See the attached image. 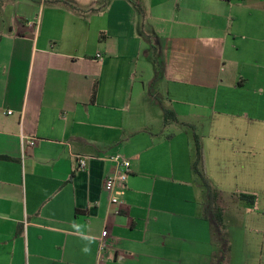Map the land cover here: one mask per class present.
<instances>
[{"label":"crops","instance_id":"1","mask_svg":"<svg viewBox=\"0 0 264 264\" xmlns=\"http://www.w3.org/2000/svg\"><path fill=\"white\" fill-rule=\"evenodd\" d=\"M209 191L224 264H264V0H0V264H214Z\"/></svg>","mask_w":264,"mask_h":264},{"label":"trees","instance_id":"2","mask_svg":"<svg viewBox=\"0 0 264 264\" xmlns=\"http://www.w3.org/2000/svg\"><path fill=\"white\" fill-rule=\"evenodd\" d=\"M137 8H139L138 4L136 2H133ZM140 10V8H139ZM152 50V60L156 66V72L159 75L160 73V63L158 61V58L156 56L155 48L151 46ZM97 95V84H95L92 94V101H95ZM178 117L176 112L173 109H166L164 108V123L165 125L178 122ZM195 137V143H196V159L194 162V172L202 178L204 184L208 187V181L206 179L205 174L202 171V163H203V149L199 140V137L197 134L194 135ZM212 192H208L207 196V206H206V212L207 217L210 219L213 229V234L215 237V240L217 243H219L220 249H219V256L215 260L214 264H224V261L226 260V257L228 255V252L230 251V241L227 237V234L225 232V224H224V212L223 209L212 202ZM240 198L243 200H246L250 203H255L256 196L255 195H249L245 193L239 194ZM215 202V201H214Z\"/></svg>","mask_w":264,"mask_h":264},{"label":"built area","instance_id":"3","mask_svg":"<svg viewBox=\"0 0 264 264\" xmlns=\"http://www.w3.org/2000/svg\"><path fill=\"white\" fill-rule=\"evenodd\" d=\"M102 58V54L97 55ZM9 113H12L10 111ZM23 147H32L36 144V138L22 135ZM116 164V171L113 175L107 177L104 181V188L109 192H114L117 187H123L131 172V162L123 154L115 153L108 156ZM79 167L81 169L87 166V157L79 156L78 158ZM123 201L118 195H113L111 198L112 204H121ZM109 237L110 233L107 229L103 230L99 240V252L103 255L107 248H109Z\"/></svg>","mask_w":264,"mask_h":264},{"label":"rangeland","instance_id":"4","mask_svg":"<svg viewBox=\"0 0 264 264\" xmlns=\"http://www.w3.org/2000/svg\"><path fill=\"white\" fill-rule=\"evenodd\" d=\"M160 54H158V61L160 63V77L162 79H160L158 82H156V86L153 87L151 86L153 89H155V93H156V99H158L161 103V108L163 111V121H164V108L166 109H173L172 108V104H170L164 97V95H166V93L164 92L166 90V84L163 81L164 79V62H166L165 60L167 59L166 55H167V51L165 48H160ZM154 91H151V93L153 94ZM154 95V94H153ZM195 122L197 123V121L195 120ZM196 125V124H195ZM197 126V125H196Z\"/></svg>","mask_w":264,"mask_h":264}]
</instances>
